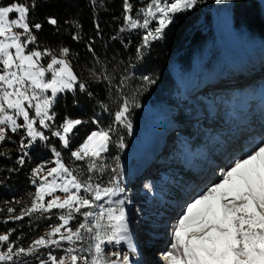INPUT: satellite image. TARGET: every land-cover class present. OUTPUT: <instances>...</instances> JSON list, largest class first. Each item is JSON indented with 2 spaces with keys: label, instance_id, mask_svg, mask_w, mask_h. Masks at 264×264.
I'll list each match as a JSON object with an SVG mask.
<instances>
[{
  "label": "snow or ice",
  "instance_id": "1",
  "mask_svg": "<svg viewBox=\"0 0 264 264\" xmlns=\"http://www.w3.org/2000/svg\"><path fill=\"white\" fill-rule=\"evenodd\" d=\"M197 2L151 0L146 9L140 10L145 13L140 23L139 18L129 15L134 5L129 0H123L122 15L127 28H120L119 31L149 29L151 21L148 17L158 21V26L145 32L142 46L136 49L139 60L144 47L152 40L162 38L164 30L173 22L174 14L193 8ZM13 13L16 14L15 18H10ZM29 13L30 5L23 0H13L6 6H0V144L10 138L9 129L12 133L25 129L29 139L20 142L21 149L25 150L19 158L20 164L25 162L27 149L38 141H48L49 137L42 129L54 126L56 113L53 106L59 94L73 91L77 86L80 91H86L85 83L80 82L78 74L66 59L69 48H62L59 55L48 50L29 49V45L36 41L33 29L42 28L40 23H30ZM47 22L52 26L59 24L55 16L48 17ZM96 34L100 35L99 24H96ZM72 38L81 39L79 34ZM86 47L89 52H94L91 38ZM45 57H50L46 66L41 63ZM49 91L50 95H47ZM32 109L34 116L30 115ZM9 110L13 114H8ZM128 112L129 106L125 102L114 113V121L130 131L131 124L126 123ZM16 116L23 118L22 124L17 123ZM82 123L81 119L65 117L51 135L58 137L64 148H69L70 134L74 135V130ZM93 123L98 125L99 121L94 120ZM111 132L110 127H98L79 148L71 151V157L76 161L86 162L85 171L89 175L85 180L79 179L62 161L61 153L56 148H52L56 157L55 167L40 165L33 170L40 183L31 207L23 214L64 210L58 217L60 223L52 226L45 236L34 240L27 249L14 248L8 235H0V242H8L7 251L0 252V264H8L21 256L35 255L41 247L60 248L62 242L75 245L88 239L94 241L88 248L68 247L65 249L67 255L63 257L49 252L47 259H40V264H132L129 255L119 248L111 253L114 258L108 259L103 247L105 244L118 246L130 240L126 201L111 199L125 189L120 187L121 181L116 176L108 181L109 186H104L102 181L91 175L102 173L106 167L98 161L109 150ZM119 146L123 147L122 141ZM112 171L115 173L116 169ZM43 172L46 175L41 176ZM49 177L52 179L49 180ZM58 189L66 194V198L61 200L59 196H54L45 203V195L53 196ZM82 192L89 195H81ZM102 201L109 206L105 207V203H100ZM74 214L83 217V222L75 230L70 226V221L76 219ZM173 238L170 250L164 257L168 264H264V145L236 160L223 172L219 182L213 183L187 203L173 228ZM179 249L183 250L182 256L174 255V251ZM128 250L135 253V245L129 244Z\"/></svg>",
  "mask_w": 264,
  "mask_h": 264
},
{
  "label": "trees",
  "instance_id": "2",
  "mask_svg": "<svg viewBox=\"0 0 264 264\" xmlns=\"http://www.w3.org/2000/svg\"><path fill=\"white\" fill-rule=\"evenodd\" d=\"M12 2L13 0H0V5L6 6ZM23 2L30 5V23L42 24L41 29H33L36 41L29 45V49L48 50L59 55L62 48H69L66 59L78 74L80 82L86 85L84 92L77 86L73 91L59 94L53 106L56 113L54 126L43 130L49 139L47 142L38 141L27 149L24 164L19 163V158L25 151L21 149L20 142L22 139L25 142L29 139L24 129L16 133L9 131L10 138L0 144V235H8L14 248L27 249L34 240L45 236L52 226L60 223L58 217L64 211L53 209L51 213L23 214L31 207L39 183L33 170L40 165H45L46 168L55 166L56 157L52 148L61 153L62 161L79 179L85 180L89 175L85 171L86 162L76 161L71 157V151L79 148L98 127H110L112 143L103 154V159L98 161L106 167L102 173L91 174L102 181L104 186H109L108 181L113 176L119 179L122 161L134 150V142L147 131L149 114H163L170 107L174 95L179 91V85L190 76L195 57L205 54L201 65L204 73L216 72L225 65V54L217 43V37L223 40L229 50L238 53L236 46L225 36L228 19L233 22L235 36L247 56L253 59L260 55L264 49V13L255 0H198L193 8L174 14L173 22L164 30L162 38L152 40L144 47L142 58L138 60L136 49L142 46V37L148 30L140 28L119 31L120 28H127L122 15L123 0ZM129 2L134 5V10L129 15L139 18L142 23L145 13L140 10L146 9L151 0ZM213 9L217 13L215 29L211 12ZM50 16L58 19L57 26L47 22ZM96 24L100 26V35L96 34ZM153 28L151 21L149 30ZM76 34L80 35V40L72 38ZM89 38L94 43V52H89L86 47ZM48 61L50 57H45L41 63ZM145 77L148 79L145 80ZM125 102L129 106L126 123L131 124L130 131L114 121V113ZM148 108L150 111H147ZM65 117L83 121L74 130L75 134H70L69 148H64L59 138L51 135ZM94 120H98L99 124L93 123ZM121 141L123 147L119 146ZM113 168L116 169L115 173ZM81 195L89 194L82 192ZM49 199L46 195L45 203ZM74 215L76 219L70 221L73 230L83 222L82 216ZM17 216L22 218L16 219ZM7 243L0 242V252L7 251ZM91 244L94 241L88 239L75 245L62 242L60 248L41 247L35 255L14 258L8 264H40V259H47L49 252L63 257L67 255L65 249L68 247L88 248ZM103 247L106 254V244ZM106 257L109 259L107 254Z\"/></svg>",
  "mask_w": 264,
  "mask_h": 264
},
{
  "label": "rangeland",
  "instance_id": "3",
  "mask_svg": "<svg viewBox=\"0 0 264 264\" xmlns=\"http://www.w3.org/2000/svg\"><path fill=\"white\" fill-rule=\"evenodd\" d=\"M255 1H257L259 4H260V6H261V8H262V11H263V13H264V3L262 2V0H261V2H259L258 0H255ZM1 6V5H0ZM211 12H212V15H213V29H215V27H216V21H217V17H216V15H217V13H216V11L213 9V10H211ZM15 16H16V14H10V18H15ZM150 19H151V21H152V23L154 24V27H156V26H158V21L156 20V19H153V18H151V17H149ZM233 26V22L231 21V19H228L227 21H226V39H228V37H231V38H233V36H232V34H231V32H230V27H232ZM15 30V29H14ZM142 30H143V28H142ZM146 30H149V29H146ZM19 31H22V30H19ZM220 38H218L217 37V43H220ZM229 41V40H228ZM233 42V44H234V42L235 41H232ZM235 46H236V48L238 49V47H237V45L236 44H234ZM11 51H13L14 52V49H12ZM225 52V51H224ZM225 54V66H224V68H220V70L218 69V71L217 72H215L214 74H212V73H209V72H206V74H202V76L203 77H205V78H207V77H212V76H214L215 77V75L217 74V73H220L219 74V81L216 83V84H214V83H212L213 85H211V86H207V84H206V86L203 88V89H205V90H203V91H208V92H205V94L206 93H214L215 91H217V90H221L223 87H222V85L220 84V82L221 81H224V78L226 77V76H223V77H221V74H227V75H229V76H231L232 75V70L231 69H236V70H242L244 67L245 68H248V67H252V66H257V65H259L261 62H263L264 61V56H263V59H262V61H261V59L260 60H253V61H247L246 60V58L245 57H243V55L241 54V52L238 50V53H230V54H228V53H224ZM263 55L264 54V51L262 52V53H260V55ZM204 55L205 54H203L202 53V55L200 56V58H198L197 56L195 57V59H194V64L197 66V63H199V62H201V60H202V57L204 58ZM261 55V56H262ZM260 57V56H259ZM236 58V59H235ZM226 61H229V63H227ZM48 62H50V61H48ZM47 62V63H48ZM47 63H42V64H44L45 66H46V64ZM229 65L231 66V67H229ZM263 66L264 65H262L261 67L263 68ZM261 68V69H262ZM196 69V68H195ZM201 70V67L198 69V71H200ZM263 72V71H262ZM195 73V72H194ZM201 73H202V71H201ZM50 75V74H49ZM191 76V75H190ZM243 76V75H242ZM203 77H201V75H200V77L199 78H202L203 79ZM191 78V77H190ZM190 78H188L187 80H186V82H183L182 84H180L179 85V90L180 89H182V90H184L183 88L184 87H186V84L191 80ZM245 77H243V79H244ZM259 79L260 78H257L256 80H253L252 81V83H257L256 81H259ZM200 80V79H199ZM211 80H214L213 78L212 79H210V81ZM234 80V79H233ZM239 80H242V79H236L235 81H239ZM203 80H201V81H199V82H202ZM199 84H201V83H199ZM202 87H203V85H202ZM230 88H232V89H239L240 87L238 86V84L237 83H235V82H232L231 84H230V86H229ZM217 89V90H216ZM65 92H69V91H65ZM233 92H235L236 94H239V93H241V92H239L238 90L237 91H233ZM264 94V93H263ZM47 95H50V91H49V93H47ZM182 97V96H181ZM179 98L178 97H173V100L171 101V104H170V107H168V109L167 110H165V112L163 113L164 114V116H162V118H160V119H157V121H149V125H148V128H147V131L144 133V134H142V136H141V138L137 141V142H134V148L135 149H137L136 151H133V152H131L130 153V155L129 156H127L126 158H125V161L122 163V165H121V174H120V181L122 182V181H124L123 179H125V181L128 179V174L126 175V176H123V170H124V166L126 165V162L129 160V159H132V158H135L136 159V161H138V162H140V159H143L144 157H143V152H145V154L144 155H146V154H151L153 151H154V149L153 150H148V147L149 146H151V144H153V143H160V140H161V138H160V136L163 134V133H161V130L158 128V124L159 123H161V124H166L167 123V121L170 119V117L172 116V115H174V119H173V121H174V123H176L180 118H181V116H184V115H182V113H184L185 112V107H183L182 108V106L183 105H180V103H179V100H178ZM181 106V107H180ZM199 108H200V106H198ZM147 111H150V109L148 108L147 109ZM186 113V112H185ZM8 114H13V112H12V110H9V113ZM51 114V113H50ZM187 114V113H186ZM30 115H32V116H34V109H32L31 111H30ZM228 116H230V113L228 114ZM15 119L17 120V123L18 124H22L23 123V118L22 117H20V116H16L15 117ZM38 119V118H37ZM37 127H39V125H37ZM21 129H23V128H21ZM21 129H19V130H21ZM25 130V129H24ZM42 130H44V129H42ZM9 131H10V129H9ZM25 133H26V130H25ZM86 140V139H85ZM84 140V141H85ZM192 156V153H190L189 152V154H187V158H190ZM56 166V165H55ZM54 166V167H55ZM43 175H46V173H42L41 174V176H43ZM49 180H51L52 178L51 177H49L48 178ZM154 180V179H153ZM124 181V182H125ZM38 182L40 183V178L38 177ZM124 182H122V183H124ZM39 183H38V186H39ZM122 183L120 184V186L122 185ZM173 192V190L170 192V193H172ZM66 194L65 193H63L62 191H60L59 189L55 192V193H53V196H49V198L50 199H52L54 196H59L60 198H61V200H63V199H65L66 198V196H65ZM116 196H118V200L119 199H124V198H121V196H122V193H117V195ZM116 196H113V197H111V199L113 200V201H115V199H114V197H116ZM45 197H46V195H45ZM49 199V200H50ZM125 200V199H124ZM126 201V200H125ZM100 203H105V207H108L109 205L106 203V202H104V201H102V202H100ZM157 217V216H156ZM154 221V220H153ZM172 241L174 240V238H172L171 239ZM160 243V242H159ZM163 242H161V244H162ZM129 244H131V242H130V240L128 241V242H123L121 245H118V246H114V245H109V244H106V254H107V256H109V257H111V259H113L114 257L111 255V253L112 252H114L117 248H119L121 251H123V252H126L128 255H129V251H128V245ZM166 244H168V242H166ZM168 248H165V249H163V252L162 253H165L166 252V250H167ZM182 252H183V250L182 249H179L178 251H174V255H177V256H182ZM162 253H161V255H162ZM179 253V254H178ZM129 257H130V259H131V261H132V257L129 255ZM152 260H154V259H152ZM168 264V262H167V260L166 259H159L158 260V258H157V262L156 263H154V262H152L151 261V263L150 264Z\"/></svg>",
  "mask_w": 264,
  "mask_h": 264
},
{
  "label": "bare ground",
  "instance_id": "4",
  "mask_svg": "<svg viewBox=\"0 0 264 264\" xmlns=\"http://www.w3.org/2000/svg\"><path fill=\"white\" fill-rule=\"evenodd\" d=\"M260 1V0H259ZM236 39V38H235ZM236 44L240 47V49H242V51H244L243 50V48H241V46L239 45V42H238V39H236ZM199 58H200V56H199ZM261 65H264V63H262ZM197 67V66H196ZM262 69H264V66H263V68ZM261 69V71H263ZM219 74V73H218ZM217 74V75H218ZM216 75V76H217ZM231 102L232 101H234V99L233 100H230ZM263 103H264V99H263ZM173 119H174V115H172L171 116V118L169 119V121H168V124H171V123H174V121H173ZM162 126H158V128L160 129V130H165V128H161ZM162 137H164V136H162ZM167 143V141L166 140H164V141H162V145H160V146H158L156 149H158V151H157V153H156V156L158 155V154H160V150L161 149H163V147H165V145H167L166 144ZM158 143H153V144H151V146H149L148 147V150H153L155 147H156V145H157ZM261 145H263V143L261 144ZM261 145H259V146H261ZM191 147H192V145H191ZM191 147H187L186 148V146L184 147V146H180L179 147V150H184V154H182V152L180 151L179 152V154H181V155H183V157L185 158V160L187 161V163L190 161V158L192 157H190V158H187V154H189V152H191V150H192V148ZM258 147V146H257ZM256 147V148H257ZM255 148V149H256ZM253 151V150H252ZM145 154V152H143V157L145 156L144 155ZM196 154V153H195ZM246 156H247V154H246ZM245 156V157H246ZM242 157H244V156H239V158L238 159H240V158H242ZM145 158V157H144ZM237 159V160H238ZM195 161H198V158H196L195 157V159H193V162L192 163H194ZM234 163V162H233ZM233 163H231V164H229L226 168H225V170L229 167V166H231ZM224 170V171H225ZM222 176H223V172H222V174H221V176H219L217 179H214V182L213 183H217V182H219V180L222 178ZM153 179L154 180H151V184L150 183H148L147 184V187H146V185L142 188L143 190V194H142V198L145 200V202H147V205L149 206L148 208L146 207V206H143L145 209H146V215H148L151 211H152V209L154 208V206L155 205H158V207H160L161 205H162V203H163V201L166 199V198H169L170 199V196L173 194V193H169L168 191L170 190V192L172 191V190H174V188H175V186H173V184L172 185H170V184H167L166 182H159V181H156V177L155 176H153ZM209 179H212V178H210V177H208V176H206V178L203 176V180H209ZM158 180V179H157ZM153 183H155V184H153ZM213 183H211V185L213 184ZM198 184H200V183H198ZM201 189V191L202 192H204V191H206V189L207 188H203V187H201L200 188ZM169 194H168V193ZM122 196H123V194H122ZM194 198H192L191 200H190V202L193 200ZM186 205L187 204H178V205H176V208H175V210H176V212L177 213H179V214H181V212H182V210H184L185 209V207H186ZM127 211V214H128V217H129V210H126ZM155 212H156V210H155ZM158 216H160L161 215V213L159 212L158 214H157ZM134 217V216H133ZM153 218H148V222L149 223H151V220H152ZM154 221H156L157 223H159L161 220L159 219V218H156V220H154ZM128 227H129V233H130V241H131V244H133V245H135V247H136V251H135V253H133V252H130L129 250V255L132 257V264L133 263H135L136 262V260L138 259V257H139V251H140V249H142L141 248V245L140 246H138V244H137V240H136V231L134 230V228L133 227H131L130 226V224L128 225ZM157 242H163L162 243V247L164 248H168L167 250H166V252L167 251H169L170 250V246H171V244L173 243V241L170 239H168V238H164V239H161L160 238V240H157ZM166 242H168V244H166ZM141 243H143V242H141ZM165 252V253H166ZM165 253H162V255L160 256L161 257V259H165L164 257H165ZM179 254V253H178ZM161 264V263H160Z\"/></svg>",
  "mask_w": 264,
  "mask_h": 264
},
{
  "label": "water",
  "instance_id": "5",
  "mask_svg": "<svg viewBox=\"0 0 264 264\" xmlns=\"http://www.w3.org/2000/svg\"><path fill=\"white\" fill-rule=\"evenodd\" d=\"M259 1V0H258Z\"/></svg>",
  "mask_w": 264,
  "mask_h": 264
}]
</instances>
